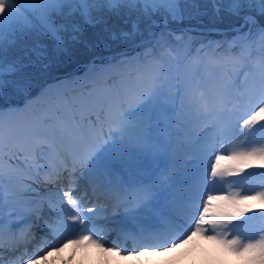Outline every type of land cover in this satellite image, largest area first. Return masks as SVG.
<instances>
[{
    "label": "snow or ice",
    "instance_id": "snow-or-ice-1",
    "mask_svg": "<svg viewBox=\"0 0 264 264\" xmlns=\"http://www.w3.org/2000/svg\"><path fill=\"white\" fill-rule=\"evenodd\" d=\"M212 3L216 14L242 23L231 29L227 47L201 45L197 53L213 55L197 56L193 63H203L204 72L187 75L164 55L173 52V23L206 14L192 0H0V100L24 101L0 106V264H39L69 245L119 256L118 246L104 247L91 234L68 238L77 223L81 233L96 231L106 208H85L90 195L123 209L119 231L134 248L153 241L125 258L172 254L166 264H178L199 249L202 264H229V255L264 264V226L258 235L238 227L249 213L264 219V181L251 195L233 190L251 175L245 169L264 168V0ZM116 43L143 51L115 52ZM81 54L88 57L79 65L83 76L32 96L38 78ZM81 81L88 83L67 88ZM53 90L51 103L35 111ZM193 121L195 139L187 131ZM257 132L259 146L249 139ZM77 173L87 176L90 191L75 194Z\"/></svg>",
    "mask_w": 264,
    "mask_h": 264
},
{
    "label": "rangeland",
    "instance_id": "rangeland-1",
    "mask_svg": "<svg viewBox=\"0 0 264 264\" xmlns=\"http://www.w3.org/2000/svg\"><path fill=\"white\" fill-rule=\"evenodd\" d=\"M193 3L197 4L199 6V10L202 13V15H193L191 18H186L182 23H173L170 28L169 32L172 33V35L168 38V44L170 47L173 49V52L169 59H165L166 61H171V64L174 69H179V71L182 73L184 70L183 63L186 61V59L190 55H195L201 57V52L197 53V46L199 44H207L208 42H221L224 44V47H227V43L232 41L233 36L235 33L231 31L233 26L239 25L242 23L240 19H237L236 17H226V13L221 11L220 14H216L214 12V5L212 3V0H192ZM221 8L224 7V5H220ZM193 13L196 12V8L192 9ZM119 25V21L116 22ZM260 23L264 24V19H260ZM122 26V25H120ZM220 27L227 28L226 30H218ZM245 31L248 29L245 28ZM91 31V30H90ZM154 31L159 32V29H154ZM255 31V29H253ZM226 33L225 35H221L220 33ZM184 35L185 39L181 40L179 42L175 41L176 36ZM140 39H147V33H145L144 38H138V42ZM122 44L116 43L113 44V51L115 52H123L126 51L129 56H134L137 54V52L143 51L142 48H135L134 46L131 45H123L122 48H118ZM201 48V47H200ZM177 51L179 53H177ZM164 52L163 49L158 51V55L162 54ZM207 52H212L211 49H207ZM177 54H180V58L178 59ZM166 55V54H165ZM164 55V58L166 57ZM81 56V55H80ZM172 56L175 57V59H172ZM87 60H82L80 57H78L76 60H73L70 64H65L61 67L60 70L52 71L50 74L46 76H42L37 79L36 81V87L33 89L32 96L35 97L38 95L40 90L45 87L49 86H54L57 84L60 80H63L67 77L72 76L75 74L76 76H83L85 69L79 68V65L82 63H86ZM79 68V70H78ZM88 83V81H85ZM75 86V85H74ZM71 88L73 87V84L70 86ZM55 90H53L51 96L48 98V100H41L39 103L34 105V110L40 111L45 104L51 103V100L55 97ZM3 101V102H2ZM1 103H17L21 102L24 103L23 100H20L18 97L12 96L10 98L6 97L3 100H0ZM199 127H197L196 131L198 130ZM259 134V135H258ZM251 141H254L257 146L262 142V134L258 132L255 134V136L249 138ZM248 146H252L251 144ZM246 172V170H245ZM251 174V173H250ZM67 183V182H66ZM65 183V184H66ZM258 183V177L254 176L253 174L248 175L245 177L244 180L241 181L240 186H241V191L243 195L245 194V187L250 188V187H255ZM39 190L43 193L45 189L41 185ZM85 191L84 188H80L76 190L77 195L83 193ZM106 197H101L99 200L97 198L94 200H88L87 203L84 205V207H93V205H96L97 207L99 205H104L106 203L105 201ZM45 209H43L44 211ZM49 211V209H48ZM49 212L44 213L43 215H48ZM91 215V214H90ZM102 216V212L97 215V222L100 224V226H97L95 223V226L97 227L96 235L97 239H103L105 235L110 231L109 229H112L111 224H104L101 220H98ZM52 219H55V214H52L51 216ZM41 224L43 223V220L41 219L39 221ZM264 224V221H262ZM240 233L242 235L248 234L251 231V229H248L246 227L239 228ZM257 231V230H256ZM45 232H40L39 235H44ZM77 235V234H75ZM69 236L68 238H74L75 236ZM253 235V234H252ZM52 242V238L49 237V243ZM60 243H63L60 242ZM119 240H114L112 242H109L106 244V247H113L118 246L119 247ZM70 246V245H69ZM68 246L64 247L59 254L55 252H50L48 256H50L51 259L53 258H68L70 259L73 257L75 254H81L80 252H77V248L70 246L68 251L66 252ZM72 247V248H71ZM138 249V248H136ZM31 250V249H30ZM19 264H26V259L19 261Z\"/></svg>",
    "mask_w": 264,
    "mask_h": 264
},
{
    "label": "bare ground",
    "instance_id": "bare-ground-1",
    "mask_svg": "<svg viewBox=\"0 0 264 264\" xmlns=\"http://www.w3.org/2000/svg\"><path fill=\"white\" fill-rule=\"evenodd\" d=\"M177 53H179V52L177 51ZM179 55L180 54H177L178 59L180 58ZM165 56H166L165 59H167V58L169 59V57H167L168 56L167 54ZM183 64L185 66L184 70L186 71L188 69V67H186L187 63L184 62ZM192 67L193 68H191V70L197 69V66L195 64H193ZM195 71H197V70H195ZM255 71L258 72V69H255ZM84 84H87V83L86 82H80L79 84H74L75 86L73 85L72 88H82ZM71 85L72 84L67 85V88L69 90L72 89L70 87ZM197 127H199V125L195 121H193L189 125V128L187 129L188 133L193 136V139H195V133H196ZM255 146H257V145L255 144ZM223 154L227 155V151H225ZM213 159H214V156H213ZM245 170L247 173H251L254 176L258 177V183L255 187H250V188L245 187V191H244L245 194L251 195L253 191L260 189V185H261L262 181H264V177L259 175V173L264 172V168L254 166L252 168H248ZM226 179L227 180H236L238 178L237 177H227ZM40 186L41 185H36L37 188H40ZM218 187L222 188L223 191H225V192H227L229 190L227 184L218 185ZM78 188H85V189H88L90 191V189L88 187L87 176L80 177L79 173H77V189ZM236 188H240V190H242L240 184L233 186V190H235ZM241 192H243V191H241ZM29 198H33V197H29ZM93 198H96V196L90 195L87 198V201L91 200ZM107 200L109 201L108 198H107ZM98 207L106 208V211L102 212V216L98 220H101L102 222H104V224H111L112 225V229H109L110 231H108V233L105 235V237H103V239H99V240H101V242L104 244V247H106V244L109 242H112L114 240H119L120 241L119 248L121 249V254L119 256L102 254L95 247H92V246L76 247L77 252H80L81 254L77 253L73 257H71L70 259L59 258V257L51 259L50 256H48L46 261H39V264H166V262L170 260L172 254H169L168 256L162 255V256L158 257L155 255H152V256L146 257L143 255V253H141V255L138 258H131V257L125 258L126 252H131L133 250L140 251V248L132 249V246L129 243V241L131 239H125L124 236L120 234V231H119L121 228L120 221L123 218V209L116 207V201H111L109 203H106L105 205H99ZM85 208H87V207H85ZM43 209H45V210L42 212V214L49 212L47 204H45L43 206ZM4 212H5V215H7V213L9 212V208L6 207L4 209ZM248 215L252 218L246 220L243 224H240L239 226L246 225L248 228H250L253 224L256 223L260 226L257 229V231H254L253 235H258V230L262 226H264V224H262V223L260 224V220L263 221L264 219L260 218L259 216H253L252 213H249ZM96 222H97V220H96ZM69 223H72V222L69 221ZM152 223L154 224L156 222L153 221ZM96 225L100 226V224H98V223H96ZM258 225H257V227H258ZM79 228H80V226L77 223L76 224V231H75L74 235L75 234H77V235L85 234V233H81L79 231ZM96 229H97V227H95V230ZM39 231H43V230L40 229ZM96 231L93 233H89L93 236V239L98 238L96 235ZM209 234H211V232H209ZM60 242H62V241H60ZM198 243L206 249L211 247L209 242H206L203 240H199ZM70 246L67 247L66 252L68 251ZM203 255H204V253H202L199 249H196L192 255L180 258V260L178 261V264H202ZM227 260H228L229 264H242V261L240 258L233 257L231 255H229L227 257Z\"/></svg>",
    "mask_w": 264,
    "mask_h": 264
},
{
    "label": "trees",
    "instance_id": "trees-1",
    "mask_svg": "<svg viewBox=\"0 0 264 264\" xmlns=\"http://www.w3.org/2000/svg\"><path fill=\"white\" fill-rule=\"evenodd\" d=\"M226 17H229V15L226 14ZM230 17H231V16H230ZM113 22L116 23L117 21H113ZM122 47H123V44L120 45V46H118L117 49L122 48ZM78 57H80L82 60H87V59H88V57H87L86 55H83V54H81V56L79 55Z\"/></svg>",
    "mask_w": 264,
    "mask_h": 264
}]
</instances>
